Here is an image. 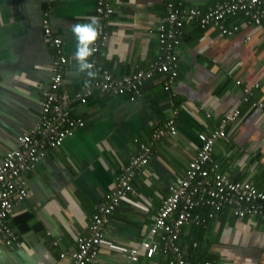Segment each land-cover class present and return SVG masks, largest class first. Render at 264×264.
<instances>
[{"label":"crops","instance_id":"obj_1","mask_svg":"<svg viewBox=\"0 0 264 264\" xmlns=\"http://www.w3.org/2000/svg\"><path fill=\"white\" fill-rule=\"evenodd\" d=\"M223 0H183L184 8L205 11ZM166 0H112L106 40L97 63L113 76L146 70L161 51L157 27ZM96 0H0V162L16 147L40 114L41 93L51 77L54 50L44 39L42 15L48 12L52 35L61 39L67 59L62 92L71 115L84 126L24 175L27 196L16 201L8 225L16 235L11 246L0 236V264H73L77 236H86L93 214L111 190L121 167L140 144L177 110L175 135L153 145L151 159L135 172L133 192L108 216L106 237L137 247L158 213L162 200L180 180L195 156L198 133H209L235 109L226 138L213 147L212 158L231 181H245L264 192V26L247 25L241 15L224 25L237 27L231 36L217 28L186 23L178 51V74L170 92L162 75L147 81L135 101L95 90L85 103L75 94L89 81L78 70L75 24L94 15ZM239 81L240 84H236ZM258 85V87H256ZM250 95L243 101V89ZM201 208L202 225L181 229L178 245L185 258L217 264H264V217H235ZM56 241L57 245H53ZM64 254L63 257H60ZM170 254L140 256L131 264H168ZM125 257L101 248L94 264H119Z\"/></svg>","mask_w":264,"mask_h":264},{"label":"built area","instance_id":"obj_2","mask_svg":"<svg viewBox=\"0 0 264 264\" xmlns=\"http://www.w3.org/2000/svg\"><path fill=\"white\" fill-rule=\"evenodd\" d=\"M113 11L112 0H96L93 16L99 21L98 34L92 45L95 51L88 58L93 64L95 76L90 77L75 94V100L82 104L95 90L111 96L125 95L133 102L140 96L143 85L156 74L163 76V90L170 92L178 74V51L186 23H194L201 29L215 27L225 36H231L237 30L236 26L228 28L224 25L228 17L241 15L247 25L264 26V0H223L210 5L205 11L184 8L183 0H166L165 14L157 27L161 51L158 59L146 70L115 77L97 63V53L106 40L105 26ZM41 23L44 39L54 50L50 81L47 89L41 93L36 124L16 138V147L6 152L0 162V236L7 246L17 239L7 221L14 202L22 201L27 196L24 175L34 168L47 150L59 148L84 126L80 118L71 115L68 98L61 90L67 59L61 50V39L52 35L48 12L43 13ZM249 95L250 91L243 89L242 100L247 101ZM258 106L264 108V102ZM177 114L178 111L173 110L163 126L151 133L150 141L140 144L129 164L121 167L113 187L104 195L97 212L91 217L88 234L76 238V248L70 254L73 264H94L101 248L123 255L125 260L119 264L135 263L142 255L150 258L158 252L170 254L168 264H217L214 260L200 263L190 261L178 245L183 227L202 225L203 220L197 211L201 208L210 210L208 217L213 216L212 211L224 210H230L240 219L264 217V192L249 182L231 181L219 171L212 158L216 142L226 138L227 124L235 122L238 117L239 111L235 109L221 119L215 130L198 133L199 146L195 156L188 163L183 177L162 200L158 213L137 247L120 245L106 237L108 216L122 199L133 192L135 172L150 161L154 143L167 135L176 134ZM53 245H57V242L54 241Z\"/></svg>","mask_w":264,"mask_h":264},{"label":"clouds","instance_id":"obj_3","mask_svg":"<svg viewBox=\"0 0 264 264\" xmlns=\"http://www.w3.org/2000/svg\"><path fill=\"white\" fill-rule=\"evenodd\" d=\"M87 23L75 24L72 26V32L77 41L75 57L78 62V70L86 71L88 77L95 76L93 69V64L89 61L95 51L92 46L93 42L97 37V26L98 18L95 16L89 17Z\"/></svg>","mask_w":264,"mask_h":264}]
</instances>
